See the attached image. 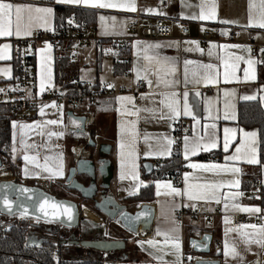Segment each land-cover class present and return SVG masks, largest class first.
<instances>
[{"label": "crops", "instance_id": "crops-1", "mask_svg": "<svg viewBox=\"0 0 264 264\" xmlns=\"http://www.w3.org/2000/svg\"><path fill=\"white\" fill-rule=\"evenodd\" d=\"M5 2L30 8L21 13V35H15L13 17V35L0 36V56L4 57L0 58V86H14L13 59L20 41L35 32L55 28L56 4L93 10L92 18L105 38L125 35L135 21L141 26L159 19L167 23L175 19L188 22L189 39L176 38L179 30L175 27V37L135 40L131 44L132 64H128V71L123 65V68H116L117 62L122 63V60L117 61L114 48L109 44L103 47L101 57L95 56L90 61L73 59V77L81 82L99 84L103 92L92 103L85 100L82 107L68 99L59 106L53 99L56 88L63 95L67 94V90L56 83L55 47L49 42L29 44L27 52L35 61V82L26 91L30 98L37 95L38 98L30 106L25 104L23 111L11 120L6 164H18V172L12 171L14 176L53 180L51 192L62 190L68 198L76 199L67 188L66 178L77 157L97 156L98 147L88 145L89 132H92L97 145H112L109 158L114 175L108 193L128 204L131 210L146 202L153 204L156 210L151 231L131 233L135 237L127 238L122 254L109 258L105 264H193L197 258L216 257L217 249H221L222 264H264V232L260 231L264 223L255 221L256 215L264 214V162L260 156L259 129L240 125L238 115L242 101L257 100L264 108V53L253 57L250 47L244 43L252 39L264 44V27L259 26L264 22V0H102L118 5L110 8L59 0ZM131 3L135 4V11L125 6ZM213 6L216 13L213 19L199 18L202 13L208 14ZM37 8H51L52 13L37 12ZM231 26L237 27L241 42L217 41L228 37ZM25 32L30 35L23 34ZM205 37L210 40L200 39ZM246 69L248 79L245 78ZM139 80L145 81V87L137 94L121 91V87L129 90ZM121 97L131 99L121 100ZM70 110L87 117L86 133L77 132L81 123L68 114ZM181 117L192 126L183 142L185 170L181 183L175 184L170 178L146 177L145 162L172 157V128ZM246 133H255V136ZM213 142L216 147L205 150ZM25 156L29 159L25 160ZM253 158L257 163H248ZM2 161L5 163L3 158ZM192 165H219L227 170L209 171ZM153 168L156 167L153 165ZM61 171L62 175L57 174ZM144 188H151L149 201H128ZM189 193L199 198L191 199ZM54 194L64 197L63 193ZM82 201V206H87L83 205L87 202ZM244 208L260 211L246 212ZM182 209H199L200 214L187 216L181 225L177 222V214ZM217 209L221 210L219 214L211 213ZM91 213L84 209L85 215ZM243 216L248 221L243 226L255 225L256 228L236 226L235 221ZM95 217V222L82 218L80 231L87 232L92 221L99 224L103 233L106 226ZM9 218L0 216L5 224L10 222ZM205 231L213 234V251L200 255L193 251L189 237H199ZM177 238L179 250L172 243Z\"/></svg>", "mask_w": 264, "mask_h": 264}, {"label": "water", "instance_id": "water-1", "mask_svg": "<svg viewBox=\"0 0 264 264\" xmlns=\"http://www.w3.org/2000/svg\"><path fill=\"white\" fill-rule=\"evenodd\" d=\"M70 116L81 123L77 132H87V117L77 115L73 110L68 112ZM88 145L98 147V153L91 157L76 158L75 164L69 168L66 178L67 188L80 194V198L86 202H93L95 209L111 220H117L120 225L132 234L137 235L139 231H151L155 219V206L151 203H143L138 208L131 210L128 204L122 203L108 193L113 179L112 161L109 158L112 145L97 142L89 132ZM3 161L0 158V167ZM145 174L153 171V163H144ZM101 178V180H100ZM5 201L11 203V210L6 206ZM43 205V210H41ZM65 208L71 209L72 217L69 219ZM86 207L73 198L60 197L46 188L34 184H27L12 179L0 180V216L13 217L25 215L49 223L62 225L69 229L80 228L81 219L87 218L97 221L95 216L84 214ZM147 213V215H140ZM38 231L35 225L30 229L27 244L41 246L46 239L43 237L37 242L32 239L37 236ZM77 247H83L103 253L122 251L126 247L124 239L95 238V239H74L68 242ZM213 234L205 231L201 236H190L189 244L194 252L200 255H208L213 251ZM214 258H197L193 264H222L220 260L221 249L216 250Z\"/></svg>", "mask_w": 264, "mask_h": 264}, {"label": "trees", "instance_id": "trees-1", "mask_svg": "<svg viewBox=\"0 0 264 264\" xmlns=\"http://www.w3.org/2000/svg\"><path fill=\"white\" fill-rule=\"evenodd\" d=\"M55 11L56 26L54 29L67 27L73 17L81 22H95L92 18L95 13L93 10L56 4ZM107 44L116 48V45L112 44L110 41H103L102 44L99 45L96 55L97 58L101 57L102 49ZM54 47L57 54L56 83L58 87L67 90V94L63 95L64 100L68 99L69 102H71L72 100L82 98L83 101L87 100L92 103L95 97L103 94L99 84H93L92 89H84V84L87 82H81L73 77L72 71L74 61L70 55V44L59 43ZM121 54V56L116 58L117 61L122 60V63L120 62V64L117 62L116 68L124 67L125 70L128 71L129 66L125 62L126 51L121 52ZM27 56L28 63L34 71V57L29 54ZM13 64L15 68V77L12 79V83L16 85L17 78L21 71V58L15 56ZM121 65H123V67ZM56 90L60 91L57 88ZM24 106L25 104L21 102L19 108L15 109L10 103H0V153L5 163L9 160L8 149L10 146L11 120L16 118L23 111L22 109H24ZM27 106H30V104H27ZM238 115L240 125L246 128L257 127L259 129L260 156L261 161L264 162V108L261 102L257 100L240 102ZM8 169L17 173L18 164L10 162ZM184 170L185 166L183 160L177 157H170L164 159V163L156 167L151 174L145 175L146 177H152L154 179L171 178L172 175L183 172ZM150 190L151 188H144L139 194L128 198V201L134 203L149 201L151 199L149 195ZM54 192L63 193L64 197L67 196L62 190L54 189ZM32 226L33 223L22 218L15 219L7 224L2 223L0 220V264H105L106 259L103 256V252L95 250L83 252L79 247L65 246L63 244L64 241L68 243L71 240L77 239L76 237L65 239L61 234L54 232V235L48 236V239L41 246L32 243L27 244ZM41 228L44 229L45 227ZM93 238L95 237H92V239Z\"/></svg>", "mask_w": 264, "mask_h": 264}, {"label": "built area", "instance_id": "built-area-1", "mask_svg": "<svg viewBox=\"0 0 264 264\" xmlns=\"http://www.w3.org/2000/svg\"><path fill=\"white\" fill-rule=\"evenodd\" d=\"M165 4V3H164ZM178 28L179 34L176 36L179 40L183 41L185 39L191 38L190 36V26L188 22L181 19H175L172 23H167L163 19H159L157 21H150L146 25L141 26L138 22H133L129 27V31L122 36H116L112 38H105L99 32L98 24L96 22L88 23L81 22L77 18L73 17L70 20V24L67 27H62L59 29H54L51 31H38L35 32L32 36L23 38L19 47L16 50L15 56H19L21 58V71L17 78V83L14 86H0V103H10L15 109H18L21 102L24 104L32 105L35 100L38 98L37 92L34 89V94H36V98L32 99L28 96L26 89L31 87L35 82V72L32 67L28 63V45L33 44L37 45L39 42H49L53 46L58 45L59 43H67L71 45V56L74 60H92L98 52L99 45L102 44L103 41H110L112 44L116 45L114 48V56H121V52L126 51V62L127 64H132V55H131V44L135 40H144L149 38H170L174 36V28ZM201 40H210L209 38H200ZM219 42H241L239 40V33L236 26L229 27L228 37L226 39H216ZM250 47V52L253 57H258L262 52L264 53V44L255 42L250 39L244 42ZM93 84L86 83L84 84V89H92ZM145 87V81L139 80L136 82L129 90L126 87H121V91H129L133 94H137L140 90ZM106 91V90H105ZM104 91V92H105ZM113 92V90H111ZM53 99L57 102L59 106H63V94L56 89L53 90ZM75 101V104L78 107H82L84 101L82 98H78ZM138 103L137 101L135 102ZM192 131V126L190 122L184 118H179L173 125L172 132L174 134V143L172 149V157H177L182 160V148L184 137L187 134H190ZM0 157L2 159L1 153ZM78 158V157H77ZM164 163V159H156L153 162L154 167H159ZM2 172H10V175L7 177H1L2 179H12L16 181H20L27 184H34L38 186H42L47 190L51 191V186L54 183L53 180L50 179H23L12 174V171L8 169L6 163L3 162V165L0 167V174ZM183 178V172H178L170 178L175 184H180ZM258 186V183L254 184ZM221 210H213L212 214H219ZM210 213V214H211ZM200 214L199 209H182L177 214V222L179 224H183L185 218L187 216L194 217ZM31 223L33 226L35 225V229L39 230L37 227L40 224H46L49 222H44L41 220H37L32 218ZM256 223H264V214L260 213L255 216ZM246 217H240L235 221V225L240 227L247 224ZM62 226V225H61ZM217 243V242H216Z\"/></svg>", "mask_w": 264, "mask_h": 264}, {"label": "snow or ice", "instance_id": "snow-or-ice-1", "mask_svg": "<svg viewBox=\"0 0 264 264\" xmlns=\"http://www.w3.org/2000/svg\"><path fill=\"white\" fill-rule=\"evenodd\" d=\"M59 2H63V3H84V4H93V6H99V7H102V8H110V7H117L118 5L116 4H113V3H105V2H102V0H59ZM129 10L131 11H135V4L134 3H131V4H128V5H125ZM25 8H30V6H27V5H18V4H13V3H8V2H5V0H0V36H11L13 35V31H12V25H13V17H15V24H16V31H15V35L19 36L21 35V29H20V22H21V19H22V11L25 9ZM37 12H44V13H47V14H51L52 13V9L51 8H37L36 9ZM149 11H152L151 9H149ZM215 7L213 6L211 8V10L208 12V14H203L199 17L200 19H213L215 17ZM195 18V17H193ZM223 23H229V21H222ZM260 27H264V22H261ZM25 35H30V33L28 32H25L23 33ZM195 43V42H193ZM5 48H7L8 46L5 45L4 46ZM157 47H159L157 45ZM225 47H228L227 45H225ZM233 47H239V46H233ZM264 51V50H262ZM0 58H4L2 56H0ZM167 59V58H165ZM237 59H240V58H237ZM248 64L249 66H251L252 64V61L249 60L248 61ZM207 67H212L211 65H208ZM227 75V74H226ZM245 78L248 79L249 76H248V70L246 69L245 70ZM187 94H185L186 96ZM254 97H245V99H253ZM121 100H124V99H131V98H125V97H121L119 98ZM168 107L170 109H172L174 112H175V109L173 108V105L172 104H169ZM49 123H56L55 121H50ZM15 126V125H14ZM228 131V130H226ZM245 135H251V136H255V133H252V134H245ZM216 147V144L215 142H213L212 144L208 145L205 147V150H209L210 148H214ZM121 148L123 149L124 148V144L122 143L121 144ZM186 148H187V144H186ZM225 151H227V140L225 141ZM240 149L238 148L237 149V152H239ZM123 155V153H122ZM25 160H28L29 157L28 156H25L24 157ZM236 157H227L226 159H235ZM248 163H257V160L256 159H249L248 160ZM121 167L123 168L124 167V162L123 160L121 161ZM192 167L194 168H203V169H206V170H209V171H213V170H227L226 168H223L222 166H219V165H192ZM235 171H239V169H235ZM59 175H62V171L57 173ZM121 178L123 179V173L121 175ZM215 187V186H213ZM174 192L176 191L175 189L173 190ZM189 197L191 199H195V198H199V197H196V196H193L192 193H189ZM5 204L6 206L9 208V210H11V203L8 202V201H5ZM225 207L227 208V205H225ZM41 210H43V205H41ZM244 211L246 212H259L260 210L257 209V208H244L243 209ZM65 212L67 213L69 219H71L72 217V213H71V209L69 208H65ZM140 215H147V213H141ZM37 219H39V217H37ZM225 222L227 223V217L225 218ZM241 227H252V228H256L255 225H251V226H241ZM260 231L261 232H264V226H262L260 228ZM165 237H166V243L168 242V237H167V234H165ZM257 243H262L261 240H257L256 241ZM149 244H154L153 241H148ZM172 243L174 244L175 248L177 250H179L180 248V243H179V240L178 238L174 241H172ZM234 252V250H233ZM226 255H227V243H226Z\"/></svg>", "mask_w": 264, "mask_h": 264}, {"label": "rangeland", "instance_id": "rangeland-1", "mask_svg": "<svg viewBox=\"0 0 264 264\" xmlns=\"http://www.w3.org/2000/svg\"><path fill=\"white\" fill-rule=\"evenodd\" d=\"M72 194H74L76 199L82 204L83 201H82V199L79 198L78 193L75 192V191H72ZM59 195L60 194H58V196ZM83 205H87V206L90 207V208H88L87 206H85L87 209H89L92 212L91 214H88L89 216H95V215L98 216L99 217L98 219L101 220L100 221L101 224L106 226V230L103 231V233H102V229L98 228L99 224L94 223V222L91 221L92 224L91 223L88 224L89 229H87V232H85V233L81 232L80 228L69 229V228H66V227L58 225V224L54 225V223H51V224L50 223H46V224H42V226L45 227V228L41 229V230L39 229V231H40L39 234L40 235L45 234L46 236L50 237V236L54 235V232H56L58 234H61V236H63L65 239L66 238L70 239L71 237H76L77 239H92V237L103 238V237L107 236L105 238H110V239L111 238H115V239H122L123 238L124 240L126 238L127 241H128L129 238L131 239L132 237H135L134 235L129 233V231L124 229L117 220H111V219L107 218L104 214L96 212V210H95V208L93 206V203L91 201L87 202V204H83ZM19 217H20V215H16V216L10 217L8 219V222L9 221L11 222V221H13L15 219H18ZM21 218L30 221L33 217H28V216H25V215H21L20 219ZM34 219H36V218H34ZM84 225H87V224H84ZM95 238H93V239H95ZM63 244L65 246H75V245H71L69 243H65V241L63 242ZM75 247H77V246H75ZM79 248H81L83 250V252H88V251L91 250V249H87V248H83V247H79ZM126 250H128V249H126ZM120 254H122L121 251H113L111 253L110 252L104 253L103 256H104V258L106 260H108L109 258H111V259L116 258V257L120 256Z\"/></svg>", "mask_w": 264, "mask_h": 264}, {"label": "flooded vegetation", "instance_id": "flooded-vegetation-1", "mask_svg": "<svg viewBox=\"0 0 264 264\" xmlns=\"http://www.w3.org/2000/svg\"><path fill=\"white\" fill-rule=\"evenodd\" d=\"M78 195H79V198H80V194L78 193ZM81 199V198H80ZM93 203V202H92ZM93 206H95V204L93 203ZM95 208V207H94ZM99 212V211H98ZM100 213V212H99ZM51 224V223H50ZM54 225H57V224H54ZM41 227H43L42 226V224H40L37 228L38 229H42ZM58 229V228H57ZM38 231V233H37V236H35L33 239H32V241L33 242H37L39 239H41V238H45L46 240L48 239V236H46L45 234H42V235H40L39 233H40V231L39 230H37Z\"/></svg>", "mask_w": 264, "mask_h": 264}, {"label": "bare ground", "instance_id": "bare-ground-1", "mask_svg": "<svg viewBox=\"0 0 264 264\" xmlns=\"http://www.w3.org/2000/svg\"><path fill=\"white\" fill-rule=\"evenodd\" d=\"M1 177H7L10 175V172H2L1 174ZM21 216V215H20ZM23 217V216H22Z\"/></svg>", "mask_w": 264, "mask_h": 264}]
</instances>
